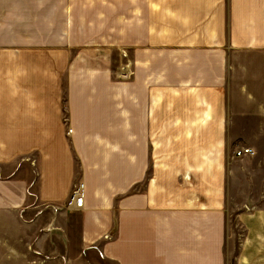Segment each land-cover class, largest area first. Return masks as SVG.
<instances>
[{
  "label": "crops",
  "instance_id": "crops-1",
  "mask_svg": "<svg viewBox=\"0 0 264 264\" xmlns=\"http://www.w3.org/2000/svg\"><path fill=\"white\" fill-rule=\"evenodd\" d=\"M118 1L83 44L0 4V264H264L227 168L264 114V0Z\"/></svg>",
  "mask_w": 264,
  "mask_h": 264
},
{
  "label": "rangeland",
  "instance_id": "rangeland-1",
  "mask_svg": "<svg viewBox=\"0 0 264 264\" xmlns=\"http://www.w3.org/2000/svg\"><path fill=\"white\" fill-rule=\"evenodd\" d=\"M0 4L1 7L10 5L21 13L23 10H31L33 16L44 12L43 16H47L52 22L61 21L59 17L57 18V9L64 8L66 15L64 22L67 24V29L59 34L50 32L49 40L60 35L62 42L72 41L83 44L84 42L81 41L90 37L92 32L96 33L97 29L94 26L104 23L111 24L113 37L118 39L119 36L118 16H116L118 0H0ZM54 27L55 25H52L50 28ZM74 27L76 31L72 30ZM86 40L90 42V38ZM113 64L119 67L118 49L113 50ZM241 119L243 120L241 127H246L241 131L247 135L245 138L247 142L233 145L231 155L239 148H250L252 154L233 159L228 163L227 168L234 173L228 176V184L232 189L228 195L234 203L247 200L251 207H264V114H245L241 115ZM228 231L241 234L234 216L229 217ZM232 242L236 249L237 242Z\"/></svg>",
  "mask_w": 264,
  "mask_h": 264
},
{
  "label": "built area",
  "instance_id": "built-area-1",
  "mask_svg": "<svg viewBox=\"0 0 264 264\" xmlns=\"http://www.w3.org/2000/svg\"><path fill=\"white\" fill-rule=\"evenodd\" d=\"M246 154H251V150L248 148H240L234 152V155L236 157H241ZM82 205H83V193H82V185L80 184L71 193L67 201V207L79 209L82 207Z\"/></svg>",
  "mask_w": 264,
  "mask_h": 264
}]
</instances>
